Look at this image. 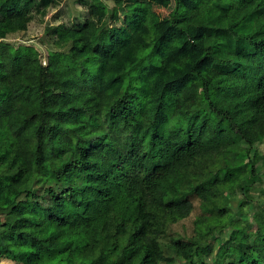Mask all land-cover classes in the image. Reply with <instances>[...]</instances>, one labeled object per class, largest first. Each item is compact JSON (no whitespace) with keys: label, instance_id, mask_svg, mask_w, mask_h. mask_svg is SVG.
<instances>
[{"label":"trees","instance_id":"16d2710c","mask_svg":"<svg viewBox=\"0 0 264 264\" xmlns=\"http://www.w3.org/2000/svg\"><path fill=\"white\" fill-rule=\"evenodd\" d=\"M61 1L0 0V260L209 264L232 229L214 264H264V213L252 241L224 209L171 233L192 196L259 178L264 0H175L167 34L155 0H79L83 21L47 26V63L8 41Z\"/></svg>","mask_w":264,"mask_h":264},{"label":"rangeland","instance_id":"374dc122","mask_svg":"<svg viewBox=\"0 0 264 264\" xmlns=\"http://www.w3.org/2000/svg\"><path fill=\"white\" fill-rule=\"evenodd\" d=\"M111 7L115 4L113 1H106ZM175 0H155L152 2V10L158 15L160 23L162 25V32L167 34L171 31L169 28V21L171 14L175 8ZM183 12V11H182ZM87 15V10L84 8L79 0H62L57 8L51 9L47 17L43 21H33L27 32H19L9 37L8 41L15 44L25 43L33 45L39 49L42 53L44 63H47V56L49 49L46 45L50 34H47L48 25H58L60 23L71 24L73 22L83 21ZM118 25L121 22L117 23ZM183 47L191 49L187 45L186 41L179 40ZM53 47V46H51ZM65 48L64 50H67ZM185 49H180L184 51ZM264 153V143H262L256 150L251 153L252 165L256 171L260 174L257 181L251 183L248 190L242 189L241 186L237 187L236 193L232 194L230 190L223 191L217 198L212 201H203L197 196H192L194 202V210L192 214L185 219H182L171 226V233L173 234H187L192 235L198 230L199 226L196 220H203L205 216L213 215L218 216L219 210L224 209L228 211L227 216L222 218V221L230 224L232 221L238 223L239 227L245 229V234L248 236V240L252 241L255 236L256 223L264 213V166L262 164L261 156ZM249 159H246L248 162ZM213 167L220 165V162L214 161ZM250 170V168H247ZM208 209H214L210 212ZM261 221V220H260ZM209 221H206L208 223ZM248 223H252L251 226H246ZM225 229L223 232L215 231L212 235V241L214 243V252L211 256H199L198 263L201 259L206 260L209 264H214L213 258L217 252L219 245L222 241L228 238L230 232ZM248 244H244L246 247ZM0 264H14L11 260L2 258ZM176 264H184V262H177Z\"/></svg>","mask_w":264,"mask_h":264}]
</instances>
